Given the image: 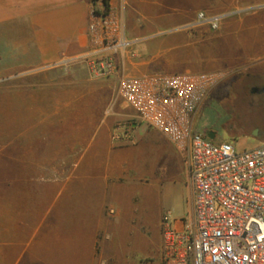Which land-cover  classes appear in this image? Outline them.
<instances>
[{
	"label": "rangeland",
	"instance_id": "374dc122",
	"mask_svg": "<svg viewBox=\"0 0 264 264\" xmlns=\"http://www.w3.org/2000/svg\"><path fill=\"white\" fill-rule=\"evenodd\" d=\"M227 13L222 22L229 23L230 31L244 11ZM223 24L215 30L170 33L163 42L164 34L150 35L148 48H139L148 62L137 61L131 68L134 73L223 72L201 105L195 128L203 134L214 132V142L230 141L243 150L264 143V101L241 95L243 85L264 83V56L223 46L219 42L227 34ZM181 42L186 44L175 47ZM4 50H0V264H166L162 216L169 213L173 222H187L190 194L181 177L169 178L171 156L150 158L142 151L131 152L137 146H157L151 136L156 131L136 121L133 110L116 97V78L94 76L77 62L17 66L6 59L14 55ZM96 86L104 88L102 107L84 102L94 93L87 88ZM94 115L104 117L107 138L114 146L128 148L127 171L116 164L110 180L116 207L104 209L109 220L103 221L110 234L96 233L99 219L89 220L91 233L83 228L79 181L69 177L76 173L71 168L81 147L70 128ZM119 124L133 132L132 140L111 138ZM150 159L160 177L152 210L148 202L155 176L140 162ZM124 194L126 209L120 202Z\"/></svg>",
	"mask_w": 264,
	"mask_h": 264
},
{
	"label": "built area",
	"instance_id": "2783aa9c",
	"mask_svg": "<svg viewBox=\"0 0 264 264\" xmlns=\"http://www.w3.org/2000/svg\"><path fill=\"white\" fill-rule=\"evenodd\" d=\"M88 46L58 61L81 63L98 77L116 78V97L136 121L163 134L183 155L191 190L187 222L176 226L164 214V259L171 264H264V143L238 150L230 141L214 142L195 128L200 107L221 71L144 72L132 68L142 59L127 30L128 0H87ZM227 15L196 14L190 25L219 27ZM116 125L115 141L133 139Z\"/></svg>",
	"mask_w": 264,
	"mask_h": 264
},
{
	"label": "crops",
	"instance_id": "0c3cea01",
	"mask_svg": "<svg viewBox=\"0 0 264 264\" xmlns=\"http://www.w3.org/2000/svg\"><path fill=\"white\" fill-rule=\"evenodd\" d=\"M199 11L209 16L244 11L239 17V24L233 30L227 31L228 22L223 24L226 16L220 21V25L223 24V34L226 32L227 34L219 42L232 52L238 53L241 49L245 52H254L250 53L252 56L254 54L264 56V0H128L126 9L128 35L131 38H143L142 44H139V48L142 49L143 46L148 48L150 45L146 40L150 35L164 34V40L161 41L163 42L165 35L170 33L202 28L211 30L206 24L190 25ZM2 44L6 45L2 47ZM185 44L177 43L175 47ZM87 46V0H0V50L5 49L4 51L14 55L6 57L13 61L14 65H30L36 68L48 66L81 54ZM237 53L235 56H238ZM145 59L138 63L142 65L148 62ZM185 71L194 70L186 69L183 72ZM87 90L94 93L87 95L84 102L102 107L103 86L89 87ZM86 120L72 126L69 131L72 137L81 143L80 154L71 168L76 173L75 175L70 173L69 177L72 175V179L79 181L78 196L80 218L84 220L83 228L90 232L92 223L89 220L99 219L101 222L95 224L96 233L110 234L106 228L108 215L104 212L106 207H114L116 203L110 180L116 175V164H122L120 167L123 166V170L127 171L128 148L116 147L109 141L107 138L109 126L104 117L94 115L87 117ZM151 133L153 141H158L157 146H137L131 149V152L142 151L150 158L171 156L169 178L181 177L184 180L190 194L191 206V190L182 153L169 143L163 134L158 131ZM140 162L142 168L152 171L155 176L153 198L148 202L152 210L158 195L160 177L155 174V166L151 159ZM92 181H95V184H92ZM126 195L124 194V198L120 200L124 204H121L122 208L125 209ZM181 222V219L176 220L174 224L180 226Z\"/></svg>",
	"mask_w": 264,
	"mask_h": 264
},
{
	"label": "flooded vegetation",
	"instance_id": "af4514ba",
	"mask_svg": "<svg viewBox=\"0 0 264 264\" xmlns=\"http://www.w3.org/2000/svg\"><path fill=\"white\" fill-rule=\"evenodd\" d=\"M241 95L249 97L250 101H264V83L243 85Z\"/></svg>",
	"mask_w": 264,
	"mask_h": 264
},
{
	"label": "water",
	"instance_id": "95a60500",
	"mask_svg": "<svg viewBox=\"0 0 264 264\" xmlns=\"http://www.w3.org/2000/svg\"><path fill=\"white\" fill-rule=\"evenodd\" d=\"M208 136H209L211 139H213V138H214V132H212V131L208 132Z\"/></svg>",
	"mask_w": 264,
	"mask_h": 264
}]
</instances>
